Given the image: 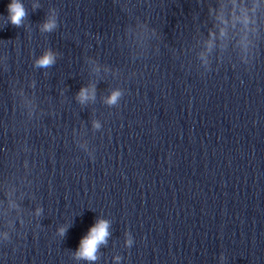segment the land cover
Returning a JSON list of instances; mask_svg holds the SVG:
<instances>
[{
  "label": "clouds",
  "instance_id": "1",
  "mask_svg": "<svg viewBox=\"0 0 264 264\" xmlns=\"http://www.w3.org/2000/svg\"><path fill=\"white\" fill-rule=\"evenodd\" d=\"M7 10H8V20L11 22V24L17 27L20 26L25 16L27 15L23 4L20 3V0H11V2L7 5ZM43 27L44 30L50 31L55 27V22L50 20L47 23H45ZM53 62H54L53 54L51 52H47L44 54L42 58H40L37 61V64L42 67H47ZM119 96L120 93L118 91L113 92L106 102L109 104H115ZM90 98L94 99V89L90 94L87 88H81L78 94L79 101L81 103H84ZM108 228H109L108 221L97 220L94 226H92L89 229L88 234L80 240L79 248L75 253L76 258L86 259L89 261L96 260L97 259L96 252L99 246L103 243H106V238L109 235ZM65 231H66L65 228H60L59 234L63 236ZM128 243L130 244L131 241H128Z\"/></svg>",
  "mask_w": 264,
  "mask_h": 264
}]
</instances>
